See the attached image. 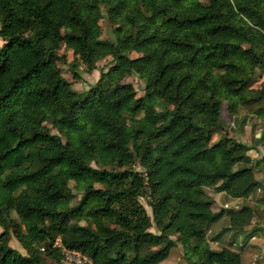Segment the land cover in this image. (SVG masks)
<instances>
[{
	"label": "trees",
	"instance_id": "16d2710c",
	"mask_svg": "<svg viewBox=\"0 0 264 264\" xmlns=\"http://www.w3.org/2000/svg\"><path fill=\"white\" fill-rule=\"evenodd\" d=\"M105 16L114 40L102 39ZM0 25V264H61L57 238L92 264H160L177 244L187 264H244L207 233L226 216L215 240L248 236L256 209L215 212L208 189L239 200L261 187L264 159L226 131L222 110L264 119V81L252 86L264 74V0H0ZM63 45L89 71L115 64L77 92Z\"/></svg>",
	"mask_w": 264,
	"mask_h": 264
},
{
	"label": "rangeland",
	"instance_id": "374dc122",
	"mask_svg": "<svg viewBox=\"0 0 264 264\" xmlns=\"http://www.w3.org/2000/svg\"><path fill=\"white\" fill-rule=\"evenodd\" d=\"M100 24L103 28L102 39L114 40V34L112 31V24L110 19L105 16L101 19ZM1 29V25H0ZM5 41L0 36V46H3ZM60 54L66 57L65 61L59 63L62 68L63 76L72 83V87L77 92H84L89 90L92 86L101 79L104 72L110 70L111 66L115 64V61L111 56L106 57L105 59L97 63V67L93 71H89L87 67L80 61L78 57L74 55L73 50L65 48L63 45ZM132 57H137L138 53L133 52ZM75 72L79 74V77L75 76ZM128 82H131L138 92V97L142 98L145 96V82L138 77L137 75L131 76L127 79ZM264 81V74L259 76L252 86L257 88L260 87L261 83ZM171 107L167 102L159 101L157 108L162 110L163 108ZM144 114L140 113L138 117H143ZM222 116L225 120V129L229 134L239 141L252 146V149L248 152L250 156L256 160L264 159V119L259 118L254 113H250L245 109H241L236 117L231 116L227 102L223 103ZM134 116L127 115V122L130 124ZM136 117V116H135ZM246 118L245 121H242L243 118ZM53 132H57L56 129L52 128ZM219 138V135L214 136V141ZM263 138V139H262ZM95 165V164H94ZM134 169L137 171L143 172V168L136 164ZM256 176L261 180V187L258 189L255 197H250L247 199H229L225 196V193L216 192L215 189H208V193L211 198L215 201L213 209L215 212H219L222 209H241L244 205H250L256 209V217L252 225L248 226L246 229L248 233H251L247 236V233L236 234L233 231H227L224 233L218 240L214 238L227 226L229 222L227 221L226 216L221 219L216 227H212L207 233V241L211 248L219 250L224 247H228L232 250L241 251L244 264H264V162L260 166L256 167ZM73 193H75L74 203H79L82 197V194L75 188V183H70ZM142 203L146 207L150 216H152V209L148 205L147 200L141 199ZM93 204L90 203L89 207ZM255 227L258 230H255ZM156 231L155 228L152 229ZM3 229L0 227V232ZM174 239H177V236H173ZM235 239H238V245L233 242ZM10 244L13 248L17 249L23 255H27V250L23 248L21 243L18 241L16 236L12 234ZM56 245H61V239H56ZM243 245L244 249H241ZM68 250L64 249L62 246V253L64 258L61 264H92L91 260L84 256L82 262H77ZM160 264H187L185 258V250L181 244H177L171 251V255L168 259L161 262Z\"/></svg>",
	"mask_w": 264,
	"mask_h": 264
},
{
	"label": "built area",
	"instance_id": "2783aa9c",
	"mask_svg": "<svg viewBox=\"0 0 264 264\" xmlns=\"http://www.w3.org/2000/svg\"><path fill=\"white\" fill-rule=\"evenodd\" d=\"M59 247H62V246L59 245ZM66 250H68V249H66ZM67 252H69V254H71V256H73V258L76 257L75 260L77 262H80V261L82 262V259L85 258L84 255L81 252H79V251H76V250H68Z\"/></svg>",
	"mask_w": 264,
	"mask_h": 264
},
{
	"label": "crops",
	"instance_id": "0c3cea01",
	"mask_svg": "<svg viewBox=\"0 0 264 264\" xmlns=\"http://www.w3.org/2000/svg\"><path fill=\"white\" fill-rule=\"evenodd\" d=\"M216 225H217V224H216ZM216 225H215L214 227H216ZM234 243H235L236 245H238V239H237V240L235 239Z\"/></svg>",
	"mask_w": 264,
	"mask_h": 264
}]
</instances>
